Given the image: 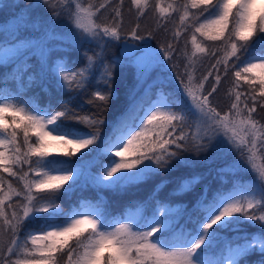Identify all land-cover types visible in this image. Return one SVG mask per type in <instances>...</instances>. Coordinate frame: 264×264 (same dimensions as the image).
<instances>
[{
  "label": "snow or ice",
  "instance_id": "snow-or-ice-1",
  "mask_svg": "<svg viewBox=\"0 0 264 264\" xmlns=\"http://www.w3.org/2000/svg\"><path fill=\"white\" fill-rule=\"evenodd\" d=\"M11 7L17 10L12 13L17 31L30 24L33 35L25 41L19 36L5 41L8 46L0 45V61L23 60L27 70L32 67L28 61L35 57L48 101L41 108L19 95H4L0 88V228L6 226L11 233L8 245L0 250V264H264V165L255 163L258 154L264 158V0H183L179 4L176 0H130L127 11L133 20L127 30L125 0H64L59 10L47 0H36L31 5H5L0 11ZM21 8L26 15H18ZM105 12L108 22L102 19ZM150 15L158 28L142 30L140 21ZM62 16L75 25L60 33L70 37L68 48L94 42L100 49L92 56L84 53L85 68L52 62L59 50L53 44L65 43L56 34ZM173 20L179 26L172 29L170 40L154 45L158 32L166 33ZM182 28L191 31L192 52L185 71L173 75L179 51L174 45ZM197 34L222 45L210 50L197 41ZM117 44L120 55L106 62V47ZM257 48L259 54L253 51ZM198 53L216 57L215 75L209 71L195 76L193 58ZM125 65L133 66L137 82L148 87L140 101L117 116L101 145L103 114L116 94L115 69ZM93 66L102 87L87 100L99 110L89 119L69 104L74 95L88 94L84 85L92 80L85 73ZM91 76L94 80L96 72ZM222 80L232 82L226 104L220 91ZM242 86H246L243 91ZM154 88L169 91L153 100ZM69 120L87 122L92 130L79 133L64 127ZM49 139L64 145L66 156L89 151L78 162L48 159ZM138 141L135 159H126ZM22 144L26 150L22 151ZM92 145L109 158L97 174L85 160L92 154ZM217 160L222 162L217 173L232 175V190L210 200L200 198L193 212L164 206L159 212L116 219L103 198L68 209L57 203L59 195L71 197L78 187L95 185L99 192L108 189L123 195L154 176ZM248 171L255 175L244 183L242 174ZM30 173L34 174L31 179ZM4 174L22 187H14ZM176 182L184 188L191 183L183 177ZM14 197L20 198L22 214L12 204L8 205L10 215L5 211V202ZM37 222L38 231L31 230ZM246 222L259 234L243 231L240 226ZM22 230H29L31 247L27 239L18 242ZM227 232L233 235L225 236ZM21 249L23 259L17 257ZM256 253L260 258L250 260Z\"/></svg>",
  "mask_w": 264,
  "mask_h": 264
},
{
  "label": "trees",
  "instance_id": "trees-1",
  "mask_svg": "<svg viewBox=\"0 0 264 264\" xmlns=\"http://www.w3.org/2000/svg\"><path fill=\"white\" fill-rule=\"evenodd\" d=\"M36 0H0V9H4L5 5H31L34 4ZM48 4L51 7H54L56 10H59L63 7L64 0H47ZM94 2L99 3L101 0H94ZM183 0H176V3H182ZM130 0H125V10H124V26L125 30L131 26V21L133 20L132 14L127 11ZM17 10L15 7H11L4 11H0V45L7 47L8 45L5 41H10L15 39L16 36L21 38V41L30 39L33 35L31 31V25H21L20 31H17V23L13 19L12 13H15ZM47 11V10H45ZM104 11L103 9L101 10ZM26 15V12L21 8L18 15ZM40 14H43L40 13ZM207 15V13H205ZM103 20L108 22V13L105 12ZM201 20L203 17L200 18ZM141 29L148 31H154L158 28L156 23V18L153 15L148 16L147 19H142L140 21ZM75 27L74 24L70 25L69 21L63 16L60 18V21L56 25V34L57 39H63L64 44L54 43L53 48L59 49L52 56V62L64 61L69 63L74 68H85L88 66V61L85 58L84 53H87L88 56H92L94 52L100 51L96 47V44L84 42L82 47L77 48H68L67 41L70 39L69 36H61L60 33H67L69 27ZM178 21L173 20L168 24V31L158 32L156 39L153 40L155 45L157 42L165 44L171 38L172 29L178 27ZM182 35L179 38V43L174 45L179 51L177 53L178 59H175L176 68L173 69V75L177 72H184V65L187 64V57L191 55L192 45L190 42L191 31H185L181 29ZM197 41L202 44V46L208 47L210 50L217 49L221 47L222 42L220 41H210L206 37H201L197 34ZM138 43V42H134ZM255 54H259V48L253 50ZM106 62L112 60L113 58L119 56V46L108 45L105 51ZM222 53L217 52V56H220ZM244 57H242L243 59ZM194 59V68L195 76L197 78L202 75H207L209 71L213 72V75L216 74L215 69L212 68V64L215 62L216 57H209L207 54L198 53ZM234 59V58H233ZM230 67H231V62ZM28 64H31L32 67L25 70L27 65L22 61H18L13 64L8 58L4 62H0V88L3 89V94L7 95L8 93H13L19 95L22 99L31 100L33 103L41 108L47 107L48 96L42 91V86L39 83V76L35 70L37 64V59L32 57ZM191 70V69H190ZM96 72L95 79H92L91 73ZM86 76L92 80V84L89 85L85 83V87L88 88V94L83 93L79 95H74L73 102L69 104L70 108H75L79 111V114L84 117L87 116L89 119L92 118V114L98 113V108L93 107L87 103V100L91 98L92 92L97 87H102V81L100 79L99 72L95 66L89 69ZM33 77V81L30 83L29 78ZM212 77H209L211 81ZM5 81L7 83H5ZM113 87L115 89V95L111 97L107 112L104 113L105 118V127L102 129V139L107 136L109 130L111 129L112 123L115 121L118 115L122 113L129 104L138 102L145 95V89L148 87L147 84L138 83L135 75V69L133 66L125 65L117 67L115 69V79ZM244 87H241V91L244 90ZM232 88V82L229 80L225 82L221 81V96L223 97L224 103L229 102V97L226 94ZM162 91L164 94L168 93V89H152L150 93L151 98L154 100L159 92ZM64 100H67L68 97H63ZM211 99V98H210ZM223 107V104H221ZM219 110V109H218ZM226 110V109H225ZM64 127L71 128L79 133H87L92 130V125L85 123H78L73 120L65 122ZM35 139V137H32ZM22 140V134H21ZM93 149L91 156L85 157V160L90 161V170L93 174L102 172V165H105L109 162V158L101 154V149L96 145L90 146ZM26 150L25 146L22 144V151ZM87 149L85 152H88ZM83 152V153H85ZM74 153L73 155L66 156L63 153L51 154L48 156V159H57L61 161H73L78 162V158L83 154ZM35 159V158H34ZM147 163V162H145ZM222 162L217 160L212 164H199L195 167H185L178 169L175 173H163L153 178L147 180L146 182L140 183L137 187H132L127 189L123 195L117 194L112 190L105 189L103 192H99V189L95 185L89 187L80 188L78 187L74 192H72L71 197L66 195H59L57 203H59L63 208L68 209L69 206H79L80 203L91 201L95 203L98 198H103L104 203L108 206V211L113 214L114 218L119 219L122 215L127 216L133 212L139 211V214H151L153 211L159 212L164 206L170 208L176 207V209H186L189 212H193L197 209L200 198L210 200L212 196L218 193H227L232 190L233 187V178L231 174H218L216 169L220 166ZM255 163L260 166L264 165V158L260 154L257 155ZM27 166H25V171H27ZM6 179H11L13 186L17 189L22 187L21 184L17 183L14 178L7 177ZM33 173L29 174V178L33 177ZM243 182L250 183L252 177L255 175L254 172L248 171L242 174ZM177 177H183L184 180L190 181L191 183L187 188L178 186L176 182ZM68 184H65L60 192L63 193L64 188H67ZM90 183V182H89ZM205 186H207V192H205ZM20 198L14 197L12 201L5 202V211L10 215L12 208H9L8 205L12 204L13 208L18 214H22V209L19 206ZM47 215V214H44ZM2 223V221H0ZM40 223L37 222L32 226L33 231L38 230ZM241 229L250 234H259L257 229L251 223H244L241 226ZM29 230H22L18 238V242H23L27 239V232ZM225 236H232V232L224 233ZM11 239V233L4 228H0V250L4 249L8 245L9 240ZM72 241H70V244ZM29 245V243H28ZM22 250L17 253V257L21 256ZM259 254H254L250 260L259 259Z\"/></svg>",
  "mask_w": 264,
  "mask_h": 264
},
{
  "label": "rangeland",
  "instance_id": "rangeland-1",
  "mask_svg": "<svg viewBox=\"0 0 264 264\" xmlns=\"http://www.w3.org/2000/svg\"><path fill=\"white\" fill-rule=\"evenodd\" d=\"M87 21H85V23H86ZM7 58H5L3 61H0V62H4L5 60H6ZM161 94H164L162 91H160L159 92V94H158V96L154 99V100H156V99H158L160 96H161ZM164 95H166V94H164ZM152 134L150 133L149 134V136H151ZM148 137H145V138H142V139H147ZM48 144H49V153H50V155L51 154H58V153H63V152H65V146L64 145H62L61 143H59L58 141H55V140H51V139H49V141H48ZM139 144H140V142L138 141L137 142V145H134V147H133V150L129 153V154H126V159H129V160H132V159H135V157H136V155L138 154L136 151H135V149L139 146ZM69 148H70V146H68ZM87 149H81V151L80 152H77V153H79V154H81V153H83V152H85ZM120 158L119 157H117L116 158V160L118 161ZM60 174H62V173H59V172H53V175H60ZM70 182V181H69ZM65 185V184H64ZM163 209V208H162ZM162 209H160V210H162ZM173 209H176V207H173ZM159 210V211H160ZM139 213V211H136V212H133V213H131V214H129V215H135V214H138ZM128 216V215H127ZM36 231H38V230H36ZM28 243H29V247H31V242H30V238H28ZM39 243H44L43 241H41V242H39ZM22 250V249H21ZM18 258H21V259H23L24 258V254H23V251H22V254H21V256H19Z\"/></svg>",
  "mask_w": 264,
  "mask_h": 264
},
{
  "label": "water",
  "instance_id": "water-1",
  "mask_svg": "<svg viewBox=\"0 0 264 264\" xmlns=\"http://www.w3.org/2000/svg\"><path fill=\"white\" fill-rule=\"evenodd\" d=\"M120 52H121V49H120Z\"/></svg>",
  "mask_w": 264,
  "mask_h": 264
}]
</instances>
